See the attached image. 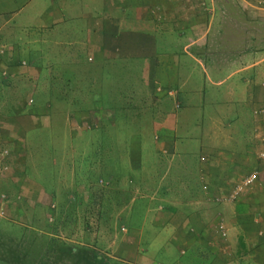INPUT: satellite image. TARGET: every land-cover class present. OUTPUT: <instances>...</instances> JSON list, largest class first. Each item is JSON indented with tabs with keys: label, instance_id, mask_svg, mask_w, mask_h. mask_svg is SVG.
<instances>
[{
	"label": "crops",
	"instance_id": "1",
	"mask_svg": "<svg viewBox=\"0 0 264 264\" xmlns=\"http://www.w3.org/2000/svg\"><path fill=\"white\" fill-rule=\"evenodd\" d=\"M263 107L264 0H0V209L82 206L129 264H264ZM54 126L50 179L27 142Z\"/></svg>",
	"mask_w": 264,
	"mask_h": 264
},
{
	"label": "rangeland",
	"instance_id": "2",
	"mask_svg": "<svg viewBox=\"0 0 264 264\" xmlns=\"http://www.w3.org/2000/svg\"><path fill=\"white\" fill-rule=\"evenodd\" d=\"M141 81L136 85L137 87L141 85ZM104 89H106V97L110 98L114 87L106 85ZM77 113L80 114V111ZM124 119V117L119 118L122 129L128 131L129 128L138 127L135 126V122H126ZM56 128L54 126L41 131L36 138L29 135L27 142V151L31 156L28 170L40 172L50 179L59 175L58 170L56 175H52L50 157L54 153L62 152L63 147L61 142L55 143V148L47 142L51 140L52 135L61 136ZM84 137L73 142L80 144L76 149L71 146L70 141L66 142L67 152L70 151L69 156L71 149L81 151ZM121 138L123 142H119V146L126 143L124 140L127 136L122 134ZM57 140L55 139V142ZM109 140L110 138L107 137L100 148L111 149L114 142ZM149 143L148 139L143 145L147 146ZM100 144L98 142V149ZM44 158L49 160V164ZM37 160L39 164H36ZM4 191L6 195L9 194ZM19 192L18 194L21 193ZM47 193L46 191L45 196ZM61 194V200L67 198L64 189ZM19 196L23 199L20 198L18 202L9 199L7 206L1 207L3 213L0 209V264H129L113 252L115 243L117 242L119 246L126 239L105 237V239L100 238L103 242H98L97 221L84 220L81 216L82 206L79 208L63 206V212H60L59 206L53 205L49 197L43 198L42 202L34 200L32 198L36 197L34 191H27Z\"/></svg>",
	"mask_w": 264,
	"mask_h": 264
},
{
	"label": "built area",
	"instance_id": "3",
	"mask_svg": "<svg viewBox=\"0 0 264 264\" xmlns=\"http://www.w3.org/2000/svg\"><path fill=\"white\" fill-rule=\"evenodd\" d=\"M260 112L264 113V107L260 109ZM262 142L263 148L258 151V160L264 162V139ZM259 177V168L251 169L240 180L236 181L227 193H220L214 197H210L209 200H212L215 203L235 202L242 196V194L246 190L253 187L258 182ZM203 188L206 191L209 190L208 184H204ZM6 196L7 195L3 193L0 195V199L2 201L6 200ZM1 213H3V209L1 210Z\"/></svg>",
	"mask_w": 264,
	"mask_h": 264
}]
</instances>
